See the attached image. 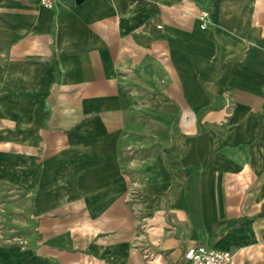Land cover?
<instances>
[{"label": "crops", "instance_id": "crops-1", "mask_svg": "<svg viewBox=\"0 0 264 264\" xmlns=\"http://www.w3.org/2000/svg\"><path fill=\"white\" fill-rule=\"evenodd\" d=\"M193 246L264 264V0H0V264Z\"/></svg>", "mask_w": 264, "mask_h": 264}, {"label": "built area", "instance_id": "built-area-1", "mask_svg": "<svg viewBox=\"0 0 264 264\" xmlns=\"http://www.w3.org/2000/svg\"><path fill=\"white\" fill-rule=\"evenodd\" d=\"M40 3L46 7H50L53 4V0H40ZM208 17V10L202 9L199 13L200 26L202 28L207 26ZM184 257L189 260L190 264H230L227 254L223 257L222 254L205 247H189L185 251Z\"/></svg>", "mask_w": 264, "mask_h": 264}, {"label": "water", "instance_id": "water-1", "mask_svg": "<svg viewBox=\"0 0 264 264\" xmlns=\"http://www.w3.org/2000/svg\"><path fill=\"white\" fill-rule=\"evenodd\" d=\"M75 1L79 2V1H81V0H75Z\"/></svg>", "mask_w": 264, "mask_h": 264}, {"label": "bare ground", "instance_id": "bare-ground-1", "mask_svg": "<svg viewBox=\"0 0 264 264\" xmlns=\"http://www.w3.org/2000/svg\"><path fill=\"white\" fill-rule=\"evenodd\" d=\"M223 256V255H222ZM224 257V256H223Z\"/></svg>", "mask_w": 264, "mask_h": 264}]
</instances>
